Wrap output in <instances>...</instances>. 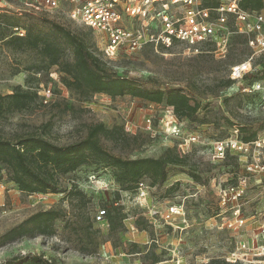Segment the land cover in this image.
Segmentation results:
<instances>
[{
    "label": "rangeland",
    "instance_id": "1",
    "mask_svg": "<svg viewBox=\"0 0 264 264\" xmlns=\"http://www.w3.org/2000/svg\"><path fill=\"white\" fill-rule=\"evenodd\" d=\"M18 9L23 13L19 16L21 22L28 24L48 19L80 35L114 75L139 79L147 88H178L190 95L192 102L196 101L200 107L193 118L180 121L184 137L196 133L200 142L182 149L179 146L182 140L164 132L162 119L169 114L165 104L148 102L130 94L115 98L94 94L85 98L67 87L68 76L57 68H53L49 76L45 70L39 74L38 67L44 62L38 51H16L0 41V95L12 94L17 87L38 94L28 108L0 117V137L15 141L23 135L43 134L56 144L67 145L84 139L91 124L103 122L125 128L129 122L132 129H125L126 132L140 137L119 141L102 137L101 141L110 153L122 158H158L168 148H176L182 157L188 156L183 165L167 166L168 181L163 186H156L144 203L137 201L135 191L121 190L111 170L102 171L95 163L83 165L68 175H59L60 192L48 194L22 193L9 180L7 171H3L0 174V234L41 209L57 206L63 216L56 222L57 235L53 237L25 238L1 247L0 264L16 255L29 253L42 254L53 264H207L211 259H220L232 239L245 237L247 230H218L214 226L220 218H213L219 208L213 179L221 177L225 180L232 176V171L241 169L235 159L215 160L213 142L226 138L235 129H239L241 136L264 135V98L260 93L244 92V87L264 75V52L255 55L245 79L234 80L231 78L232 67L245 62L253 53L243 36L232 35L226 49L209 44L202 45L196 52L184 43H175L169 48L147 45L136 52L120 50L108 55L102 33L70 19L63 10L26 11L14 0H0V14L19 15ZM10 33L6 31V34ZM65 51L66 58L72 60L71 48ZM229 79L233 82L229 83ZM49 87L53 95L45 98L44 90L46 92ZM148 112L154 115L155 121V131L150 133L144 127ZM95 171L106 182L104 188L99 189L89 182L88 175ZM192 172L199 173L206 181L192 184ZM150 179L147 177L149 182ZM257 179V174L251 177V197H257L261 191L256 185ZM74 185L92 196L84 209L91 221L98 207L112 203L119 192L124 211L128 213L126 229L113 237L109 236L108 222L94 223V229L100 231L94 253L83 250L86 245L91 246L83 236L85 232L75 230L84 225V218L77 199L66 198ZM202 185L206 187L199 190L198 186ZM196 193L197 196H192ZM185 195L187 221L181 230L164 223L161 215ZM255 207L263 209L264 202L247 205L246 212L251 214ZM155 211L156 214L151 213ZM152 216L157 224L150 222ZM181 221L176 219L175 223ZM257 225L259 223H247L248 227ZM155 255L161 257L160 262H153Z\"/></svg>",
    "mask_w": 264,
    "mask_h": 264
},
{
    "label": "trees",
    "instance_id": "2",
    "mask_svg": "<svg viewBox=\"0 0 264 264\" xmlns=\"http://www.w3.org/2000/svg\"><path fill=\"white\" fill-rule=\"evenodd\" d=\"M205 5L216 6L214 0H205ZM244 10L260 11L264 9V0H240ZM19 16L0 14V41L16 51L36 50L43 58V65L38 67V73L46 71L49 76L53 68L68 76L66 85L83 97L94 94H105L112 98L130 94L148 102L165 104L172 107L175 115L180 119L193 118L200 107L196 101L192 102L190 95L178 88H147L136 78L114 75L105 61L90 50L88 43L80 35L74 33L60 23L42 19L41 22H21ZM14 27L25 30L23 36L16 34ZM10 34H6V31ZM71 48L73 59L66 58V49ZM262 74L259 79H263ZM257 79V80H259ZM229 83L233 80L229 79ZM38 97L33 93L17 87L12 94L0 95V117L7 112L21 111L28 108L32 100ZM256 133L242 135L244 140H251ZM112 141L127 140L129 137L138 138L126 132L124 125L109 126L100 122L88 127L87 136L75 143L59 145L43 134H29L20 136L15 141L0 137V174L7 171L9 180L15 183L22 193L48 194L59 193L58 176L68 175L77 171L81 166L95 163L102 171L111 170L115 181L121 190L135 191L138 182L151 178L155 186H163L168 181L167 166L183 165L188 156L182 157L176 148H168L160 157L122 158L110 153L103 145L101 138ZM97 172V171H95ZM99 174V172H97ZM100 175V174H99ZM191 177L198 183L206 180L199 173H191ZM67 199H77L82 209L84 225L75 230L84 231L85 239L91 247L86 245L84 251L94 253L98 243L96 238L100 232L94 229L87 208L92 200L84 190L77 185L72 186L66 195ZM120 192L115 199H120ZM110 205L106 216L109 225V236L119 234L126 229L125 219L128 213L123 205ZM63 216V211L57 206L38 210L19 224L0 234V248L12 242L25 238L53 237L57 235L56 222ZM161 261L155 255L153 262ZM2 264H53L42 254L16 255ZM207 264H234L223 259H211ZM240 264V263H235Z\"/></svg>",
    "mask_w": 264,
    "mask_h": 264
},
{
    "label": "built area",
    "instance_id": "3",
    "mask_svg": "<svg viewBox=\"0 0 264 264\" xmlns=\"http://www.w3.org/2000/svg\"><path fill=\"white\" fill-rule=\"evenodd\" d=\"M14 1L22 4L26 11L63 10L70 19L102 33L106 38L104 50L108 55H114L120 50L136 52L147 45L169 48L175 43H184L196 52L200 51L202 45L209 44L218 49H226L232 35L243 36L253 53L245 62L231 69V78L240 80L245 79L251 71L255 55L264 52V9L244 10L240 6V0H214L218 3L216 6L205 5V0ZM18 11L19 15L23 14L22 9ZM14 31L21 36L25 34L22 27H14ZM244 92L260 93L264 98V78L244 87ZM44 95L45 98L52 97V89L49 87L46 92L44 90ZM168 113L164 120L162 119L163 130L168 135L182 140L179 144L182 149L189 144L200 142L196 133L184 137L182 122L172 107L168 108ZM144 124L149 133L155 131L154 115L151 112L146 113ZM125 129H132L129 122L126 123ZM213 158L219 162L227 158L235 159L241 169L232 171V176L225 180L221 177L213 179L219 205L213 218H220L215 221L214 226L218 230H247L245 237L232 239L228 250L219 258L234 264H264V208H252L251 214L246 212L247 205L264 202V135L258 134L247 141L239 135V129H235L226 138L213 142ZM256 174V185L261 191L257 193V197H251L250 181ZM100 177L97 172H91L88 180L94 187L101 189L106 186V182ZM191 179L193 184L195 180L192 177ZM205 187L198 186V189ZM154 188L156 186L147 179L140 180L135 189L137 201L144 203ZM197 195L198 193L192 196ZM186 199L187 195L178 204L169 205L161 215L162 221L183 230V224L187 221ZM111 204L122 205V199H114ZM109 207L110 205L98 207L93 215L94 223L107 222ZM151 213L156 214V211ZM151 219V223L157 224L156 218L152 216ZM176 219L182 220V223H175ZM249 221L253 225H259L248 227Z\"/></svg>",
    "mask_w": 264,
    "mask_h": 264
},
{
    "label": "crops",
    "instance_id": "4",
    "mask_svg": "<svg viewBox=\"0 0 264 264\" xmlns=\"http://www.w3.org/2000/svg\"><path fill=\"white\" fill-rule=\"evenodd\" d=\"M11 192V191H10Z\"/></svg>",
    "mask_w": 264,
    "mask_h": 264
}]
</instances>
